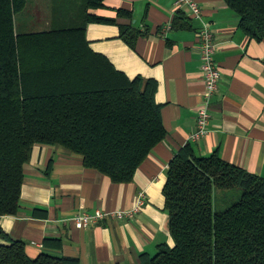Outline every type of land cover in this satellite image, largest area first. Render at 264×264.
<instances>
[{
	"label": "trees",
	"instance_id": "1",
	"mask_svg": "<svg viewBox=\"0 0 264 264\" xmlns=\"http://www.w3.org/2000/svg\"><path fill=\"white\" fill-rule=\"evenodd\" d=\"M104 1L56 7L49 29L26 31L15 17L28 0H0V218L20 209L23 166L34 145H61L80 155L85 167L129 183L166 135L155 82L130 79L89 46L85 29L93 22L118 25L130 45L147 33L90 12ZM225 1L241 31L261 40L264 0ZM117 16L132 13L120 8ZM180 20L172 26L184 27L185 16ZM163 194L173 246L142 253L138 264H264V177L185 145L168 164ZM0 264L80 262L49 252L30 257L22 240L11 239L0 243Z\"/></svg>",
	"mask_w": 264,
	"mask_h": 264
},
{
	"label": "crops",
	"instance_id": "2",
	"mask_svg": "<svg viewBox=\"0 0 264 264\" xmlns=\"http://www.w3.org/2000/svg\"><path fill=\"white\" fill-rule=\"evenodd\" d=\"M76 0H28L42 10L76 6ZM203 21L209 24L217 45L214 58L220 70L217 91L209 101L206 132L197 131L196 111L203 100L197 29L200 22L178 7L176 0H105L90 12L133 24L147 33L133 45L120 36L116 24L89 23V46L103 54L130 79L141 77L156 84L164 139L156 144L129 183H114L82 157L55 144H36L24 164L20 209L0 218V243L22 240L26 253L72 256L80 264H138L142 253L153 255L161 244L173 246L169 216L164 209L163 187L171 159L185 145L198 156L216 152L222 159L264 177V37L255 40L239 27L238 15L225 0H197ZM132 18L117 16L118 9ZM185 26H172L176 17ZM52 13L46 18L50 25ZM179 23V24H181ZM29 22L20 27L33 31ZM143 194L132 217L115 215L87 228L75 227L72 218L82 212L131 209ZM45 217L34 215L35 210ZM1 232L6 235L2 237ZM46 239H53L45 245Z\"/></svg>",
	"mask_w": 264,
	"mask_h": 264
},
{
	"label": "built area",
	"instance_id": "3",
	"mask_svg": "<svg viewBox=\"0 0 264 264\" xmlns=\"http://www.w3.org/2000/svg\"><path fill=\"white\" fill-rule=\"evenodd\" d=\"M178 7L187 9V14L200 22L197 29L198 48L200 51L201 71L204 81L203 100L196 111L198 129L193 134L192 139L197 140L206 132V125L210 117L209 101L211 96L217 91L220 81V70L215 61L214 54L217 45L214 40V35L209 27V24L202 19V10L197 0H176ZM143 203V194L137 198L136 205L127 210H118L113 212L96 209L93 212H82L75 215L72 221L78 229L87 228L91 224L98 223L101 219L109 218L112 215L115 217H132Z\"/></svg>",
	"mask_w": 264,
	"mask_h": 264
},
{
	"label": "rangeland",
	"instance_id": "4",
	"mask_svg": "<svg viewBox=\"0 0 264 264\" xmlns=\"http://www.w3.org/2000/svg\"><path fill=\"white\" fill-rule=\"evenodd\" d=\"M40 5L43 4H36V3H32V2H28L25 10L19 14L16 15L15 17V24L17 26V28L22 27L24 24L26 23H30V24H38V26H34V30H47L50 28L49 22L48 24H42L41 21H44V23H46V18L50 17L51 14V10H42L39 8Z\"/></svg>",
	"mask_w": 264,
	"mask_h": 264
}]
</instances>
